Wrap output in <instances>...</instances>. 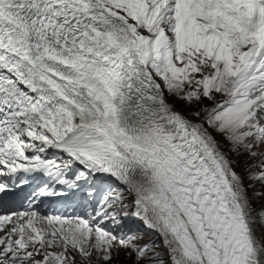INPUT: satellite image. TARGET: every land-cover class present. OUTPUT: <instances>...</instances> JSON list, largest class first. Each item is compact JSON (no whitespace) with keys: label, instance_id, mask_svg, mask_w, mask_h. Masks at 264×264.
I'll return each instance as SVG.
<instances>
[{"label":"snow or ice","instance_id":"1","mask_svg":"<svg viewBox=\"0 0 264 264\" xmlns=\"http://www.w3.org/2000/svg\"><path fill=\"white\" fill-rule=\"evenodd\" d=\"M0 264H264V0H0Z\"/></svg>","mask_w":264,"mask_h":264},{"label":"rangeland","instance_id":"2","mask_svg":"<svg viewBox=\"0 0 264 264\" xmlns=\"http://www.w3.org/2000/svg\"><path fill=\"white\" fill-rule=\"evenodd\" d=\"M259 187H260V185L257 184V185H256V188H259ZM249 191H250V194L252 195V193L255 191V189H250ZM145 238H146V239H155V240H157V242H159V238H158L157 236H155V235H148V234H147V231H146Z\"/></svg>","mask_w":264,"mask_h":264},{"label":"bare ground","instance_id":"3","mask_svg":"<svg viewBox=\"0 0 264 264\" xmlns=\"http://www.w3.org/2000/svg\"><path fill=\"white\" fill-rule=\"evenodd\" d=\"M247 182V181H246ZM249 195L251 196V194H250V191H249ZM257 207H259V204L257 203Z\"/></svg>","mask_w":264,"mask_h":264}]
</instances>
